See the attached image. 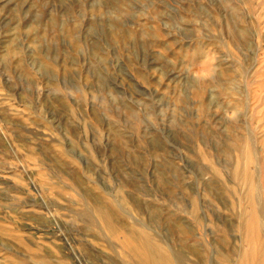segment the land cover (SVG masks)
I'll return each instance as SVG.
<instances>
[{
  "label": "rangeland",
  "instance_id": "rangeland-1",
  "mask_svg": "<svg viewBox=\"0 0 264 264\" xmlns=\"http://www.w3.org/2000/svg\"><path fill=\"white\" fill-rule=\"evenodd\" d=\"M249 212L264 244V0H0V264H140L108 216L235 264Z\"/></svg>",
  "mask_w": 264,
  "mask_h": 264
},
{
  "label": "bare ground",
  "instance_id": "bare-ground-1",
  "mask_svg": "<svg viewBox=\"0 0 264 264\" xmlns=\"http://www.w3.org/2000/svg\"><path fill=\"white\" fill-rule=\"evenodd\" d=\"M98 211L99 214L104 213L103 209L100 207L98 208ZM108 217V220H105V218L102 217V220L106 224L107 228L113 234H117L119 232L122 233V240L124 242H129L131 246H134L135 251L138 254L140 264H172L171 260L166 254H160L157 252L159 249L158 246L149 236H146L144 232H142L141 235H135L128 227L124 226L125 224L123 225L121 224L122 222L119 223L113 220L110 216ZM241 227L245 229V234L243 236L244 245L243 248L237 253L236 263L264 264V244L260 242L258 237V231L255 224V215L253 212L248 213V216L241 224ZM222 258L226 264L231 263V260L227 256H222ZM49 264L59 263L57 261H51ZM61 264H63V262Z\"/></svg>",
  "mask_w": 264,
  "mask_h": 264
}]
</instances>
